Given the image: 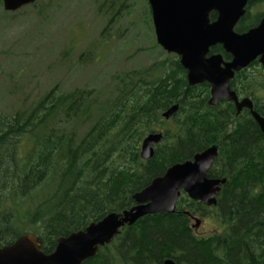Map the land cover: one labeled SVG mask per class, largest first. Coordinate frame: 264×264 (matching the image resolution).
Wrapping results in <instances>:
<instances>
[{
    "label": "trees",
    "instance_id": "trees-1",
    "mask_svg": "<svg viewBox=\"0 0 264 264\" xmlns=\"http://www.w3.org/2000/svg\"><path fill=\"white\" fill-rule=\"evenodd\" d=\"M128 1L103 0L98 10L111 13L103 37L127 16ZM258 21L246 13L234 30L243 33ZM154 46L161 60L114 72L102 88L55 85L12 114L0 111V242L33 234L51 253L58 238L129 209L132 196L169 167L216 146L207 176L226 182L215 206L182 193L174 214L124 226L84 264H264L263 134L247 111L209 105V84L190 86L179 57ZM210 53L230 58L220 45ZM86 55L92 51L81 58ZM174 105L176 113L164 119ZM154 132H162V141L144 161L141 143ZM21 142L29 148L22 150ZM206 216L222 230L197 235L193 218Z\"/></svg>",
    "mask_w": 264,
    "mask_h": 264
},
{
    "label": "water",
    "instance_id": "water-1",
    "mask_svg": "<svg viewBox=\"0 0 264 264\" xmlns=\"http://www.w3.org/2000/svg\"><path fill=\"white\" fill-rule=\"evenodd\" d=\"M3 9L14 12L37 0H2ZM249 0H147L157 45L166 53L179 57L190 86L208 83L209 104L219 99L235 102L237 111L248 108L264 136V118L252 110L249 100L238 102L229 89V81L236 72L246 68L259 57L264 67V18L244 33L234 28L245 14ZM215 13V20L210 14ZM220 45L231 60L224 62L219 54L210 55V49ZM178 110L174 105L162 114L170 119ZM162 132L149 133L140 147L141 159L153 157L154 147L162 141ZM218 149L211 146L197 153L192 160L177 163L163 176L132 196L134 205L121 213L112 212L102 220L91 223L84 230L73 232L56 241L53 252L44 254L42 242L33 234L21 235L9 247L0 248V264H84L107 245L121 228L131 226L139 219L160 213H175L176 202L183 193L194 202L207 207L216 205V195L226 179L208 178ZM195 231L200 219L194 217ZM163 264H175L166 260Z\"/></svg>",
    "mask_w": 264,
    "mask_h": 264
},
{
    "label": "rangeland",
    "instance_id": "rangeland-1",
    "mask_svg": "<svg viewBox=\"0 0 264 264\" xmlns=\"http://www.w3.org/2000/svg\"><path fill=\"white\" fill-rule=\"evenodd\" d=\"M128 2L127 16L111 25L108 37L102 31L111 13L98 10L103 0H39L14 13L0 6V111L12 114L55 85L61 91L102 88L114 72L161 60L146 1ZM87 50L92 55L81 58ZM197 218L199 236L222 230L210 216Z\"/></svg>",
    "mask_w": 264,
    "mask_h": 264
},
{
    "label": "flooded vegetation",
    "instance_id": "flooded-vegetation-1",
    "mask_svg": "<svg viewBox=\"0 0 264 264\" xmlns=\"http://www.w3.org/2000/svg\"><path fill=\"white\" fill-rule=\"evenodd\" d=\"M38 1L39 0H37L36 2H34L33 4H30V5H35ZM0 6L3 7V1L2 0H0ZM27 6H29V5H27ZM14 12H16V11H14ZM14 12H8V13H14ZM246 13L252 17H259L258 23L254 26V27H256L260 23V21L264 18V0H255L253 2V4H251L250 0H249L246 7H245V14ZM215 18H216V16H215ZM215 18L213 20H215ZM210 20H211V18H210ZM213 20H211V21H213ZM254 27H251V28H254ZM251 28H249V29H251ZM248 30H246L244 32H247ZM209 54L213 55L210 52H209ZM217 54L221 55V53H217ZM229 57H230L229 59H224L222 56L223 61L224 62L230 61L231 56L229 55ZM229 89L231 92H233L235 94L238 102H241L242 100H249L251 102V105H252V110L254 112H256L255 109L259 110V112L261 114H259L257 112L256 113L259 116H261L262 118H264V67L259 63V57L256 58L253 62H251L246 68H243L242 70H240L239 72H236L234 74L233 78L229 81ZM217 104H220L223 106L225 104H231V107L234 110L236 115L245 113L247 111L251 116V111L248 108H242L238 112L235 102H228L224 99H219L215 105H217ZM209 105H211V104H209ZM215 105H212V106H215ZM12 244L13 243H7V242L3 241V242H0V248L9 247ZM41 248H42V246H41Z\"/></svg>",
    "mask_w": 264,
    "mask_h": 264
}]
</instances>
